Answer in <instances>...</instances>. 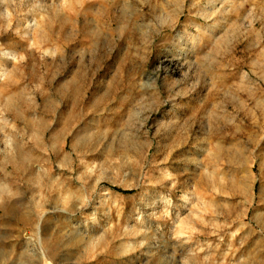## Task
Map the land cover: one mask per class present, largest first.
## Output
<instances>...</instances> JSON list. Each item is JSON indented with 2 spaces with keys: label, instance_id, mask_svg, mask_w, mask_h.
I'll return each mask as SVG.
<instances>
[{
  "label": "rangeland",
  "instance_id": "374dc122",
  "mask_svg": "<svg viewBox=\"0 0 264 264\" xmlns=\"http://www.w3.org/2000/svg\"><path fill=\"white\" fill-rule=\"evenodd\" d=\"M0 264H264V0H0Z\"/></svg>",
  "mask_w": 264,
  "mask_h": 264
},
{
  "label": "bare ground",
  "instance_id": "6f19581e",
  "mask_svg": "<svg viewBox=\"0 0 264 264\" xmlns=\"http://www.w3.org/2000/svg\"><path fill=\"white\" fill-rule=\"evenodd\" d=\"M184 66V64L181 62V59L179 58H169L168 56H165L159 63V66L156 68V70L154 71V74H156V76H159V73L161 71H170L175 70V69H182V67Z\"/></svg>",
  "mask_w": 264,
  "mask_h": 264
}]
</instances>
